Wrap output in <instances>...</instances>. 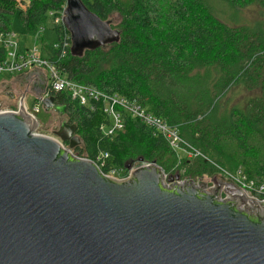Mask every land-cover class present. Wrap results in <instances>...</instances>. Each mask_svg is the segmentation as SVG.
Segmentation results:
<instances>
[{
    "label": "trees",
    "instance_id": "trees-1",
    "mask_svg": "<svg viewBox=\"0 0 264 264\" xmlns=\"http://www.w3.org/2000/svg\"><path fill=\"white\" fill-rule=\"evenodd\" d=\"M82 1L104 20L118 14L113 27L121 30L119 41L80 57L70 54V46L60 57L44 44L43 54L61 73L139 105L174 127L192 155L201 154L181 164L187 179L215 174L216 162L220 167L231 163L233 170L241 166L248 179L264 183V158L259 155L264 151V0ZM17 4L0 0V30L11 29L17 10L27 33L41 40L38 28L45 25L47 11L63 10L65 0H29L24 10ZM250 6L258 7L259 15H243ZM53 28L62 42L69 37L61 23ZM240 88L251 93L244 101L222 102ZM52 95L76 125L81 140L77 155L94 161L99 153L107 154L103 173L127 175V165L135 160L154 163L167 175L178 170L182 151L172 149L142 120L119 109L122 129L110 136L100 128L111 124L103 99L80 105L67 91ZM224 140L235 146L231 155L242 159L231 161Z\"/></svg>",
    "mask_w": 264,
    "mask_h": 264
},
{
    "label": "water",
    "instance_id": "water-1",
    "mask_svg": "<svg viewBox=\"0 0 264 264\" xmlns=\"http://www.w3.org/2000/svg\"><path fill=\"white\" fill-rule=\"evenodd\" d=\"M62 13L72 56L119 41L82 0ZM36 93L63 114L45 86ZM20 95L17 113H0V264H264V201L217 176L208 190L171 176L167 185L154 163L112 178L69 150L81 143L75 124L35 133Z\"/></svg>",
    "mask_w": 264,
    "mask_h": 264
},
{
    "label": "built area",
    "instance_id": "built-area-1",
    "mask_svg": "<svg viewBox=\"0 0 264 264\" xmlns=\"http://www.w3.org/2000/svg\"><path fill=\"white\" fill-rule=\"evenodd\" d=\"M16 1L18 3L26 4L29 0ZM47 14L53 17L54 24L62 23V10L58 13L48 10ZM67 38L69 37L66 35L65 40L61 43V49L58 52L60 57L65 55L66 47L70 46ZM0 48H2V55L0 56V75H16L31 69L40 70L45 77V93L42 97L52 95L55 92L67 91L70 92L72 99L76 100L80 105H88L90 100L103 99L105 102L103 111L110 118L111 124L109 126H100V128L107 135L113 136L115 131L122 129V117L120 110H123L129 115L142 120L147 126L152 127L157 133L163 135L172 149L185 152L186 149L189 151L191 148L185 141L182 140L174 127L169 126L161 118L147 113L139 105L130 103L126 99L118 97L117 95H108L94 88L73 82L61 73V70L57 67L56 62L44 57L41 54L40 49L36 46L32 48L20 49L16 35L11 31V29L9 31L0 30ZM18 101L19 99L16 101L15 105H1L0 113H17L19 111ZM23 106L26 113L34 117L38 122L35 114L42 108L40 101L35 100L29 107L25 103L23 97ZM35 133H38V131L36 130ZM61 145L64 147L63 143ZM65 148L68 147L66 146ZM69 150L72 152L73 149ZM76 156H78L77 153ZM106 157V153H99L95 157L94 162L99 166V168L100 166L105 165L104 160ZM131 170L132 169H128V174ZM221 170L227 175V178L230 179L229 181L243 189L249 196L258 201H264V184L257 185L256 182L254 183L250 179L247 180V177H245L242 169H237V172L231 173L224 169ZM110 174L117 175V172L115 170H109L106 175L109 176ZM128 174L125 175V177L128 176Z\"/></svg>",
    "mask_w": 264,
    "mask_h": 264
},
{
    "label": "rangeland",
    "instance_id": "rangeland-1",
    "mask_svg": "<svg viewBox=\"0 0 264 264\" xmlns=\"http://www.w3.org/2000/svg\"><path fill=\"white\" fill-rule=\"evenodd\" d=\"M26 7H27V3L26 4H24V3H18L17 4V8L19 10H24V9H26ZM111 15H113V16L109 19L111 20L112 27H113L119 21V16L117 13H112ZM243 15L251 16V17H253L254 15H259V8L256 6H250L248 8H245V10L243 11ZM47 16H48V18H47L45 25H44L45 27L42 25L38 28L37 35H38V37H40V35H41V40H40V38H37L35 35L27 33L26 28L20 23V21L18 19V11L17 10L15 11L13 18H12V21H11V24H10V28H11V31L16 35V39L19 43L20 49L32 48V47L36 46L40 49L41 54L44 57H46L43 54V49H42V48H44V44H45L47 46L50 45L53 49H55L56 51L59 52V50L61 49L62 41H61V39L58 38V36H57V34L53 28L54 27L53 17L48 15V14H47ZM41 29H43V30H41ZM19 74H21V73H19ZM11 76L12 75H0V84L13 80L14 78H12ZM5 78H7V79L4 80ZM72 81L75 83L81 84V85H85V86L94 88L98 91H101V89H99L93 85L82 84V83H79V82L74 81V80H72ZM240 89L241 90H239V92H237L236 90H231L227 94V98L224 99V101H222V102L224 104H228V106L233 105L234 103L244 101L251 94L250 92H248L242 88H240ZM35 90L31 86L26 87V84H23V85H16V87L14 88V93L16 94L17 100L21 96L20 94L24 93L23 97H24L25 103L27 104V106L30 107L34 103L35 100H38L37 95L33 94ZM225 101H226V103H225ZM106 104H108V103H106ZM55 113L54 112H46L43 108H41L40 111L35 114L39 125L42 126V127L37 128V131L39 134H48L52 137H55L53 135V132H52L53 126L54 125L58 126L60 124L59 120L56 119L57 113L56 114ZM49 115H51L50 120L46 124H44V121L48 118ZM58 116L61 117L60 121H62V119H68V114L65 111V107H64V114L58 115ZM63 145H64V147L67 146L66 143H63ZM79 146H80V144H79ZM222 146L224 147L225 153L227 155H229L231 161L235 160V159L236 160L242 159V157L238 158L239 156L236 154L234 156L231 155V152L234 151L235 146L233 143H230L229 140H224ZM76 152L77 151L74 148L72 150V153L74 156H76ZM178 155H179V157H178L177 164H179V165H176L178 170L173 171L172 175H167L164 173L165 174L164 180H165V183L167 185H170L171 183L167 182L166 178L171 176L175 182H179V183H182L184 181H189V182L195 183V184L203 182V183H205V185H206L205 188L207 189L208 187L213 186V183L211 182V178L213 176H217L218 180L225 181V182H231V181H229L230 179L227 178V175L224 174L221 169H224L229 173L237 172V169L243 170V168L240 166L242 164H240V163H238V165L240 167H237L236 169L233 170L231 167V163H227V167L226 166L220 167L219 165L215 164L216 162L214 161L215 162L214 166L216 165V167H217V171L215 172V174L202 175V176H198V177H193L191 179H187L188 177L185 175V167L181 164H188V163L190 164L193 161V159L196 158V156L197 157L199 155L201 156V154L196 151L192 155L191 150L189 149V151H188V149H186L185 152L184 151L179 152ZM259 155L262 156V158H264V151H260ZM187 159H189V160H187ZM186 161H189V162H186ZM142 164H146V163H144L143 161L135 160L131 164L127 165V169H134L138 166H141ZM127 173H128V171H127ZM124 174L125 173L117 172V175L110 174L111 176L110 175L109 176L112 178H116V179H123V178H125ZM176 177L178 179H175ZM245 177H247V176L245 175ZM247 180H249L248 177H247ZM251 180L255 183L254 179H251ZM256 184L260 185V184H264V183L256 182Z\"/></svg>",
    "mask_w": 264,
    "mask_h": 264
},
{
    "label": "flooded vegetation",
    "instance_id": "flooded-vegetation-1",
    "mask_svg": "<svg viewBox=\"0 0 264 264\" xmlns=\"http://www.w3.org/2000/svg\"><path fill=\"white\" fill-rule=\"evenodd\" d=\"M30 78H32V80H33V89L34 90L35 89H36V91L41 90L42 87L45 86L43 79H42V75H41V73H38V72H35L34 74L27 75V76L22 75V76H19L18 78L11 80V81L1 83L0 84V106L5 104V103H7V104L14 103V100L16 99V94L14 93V88L16 87V85H23L24 82H26ZM63 114H64V112H63ZM56 119L59 120V123L61 122L60 121L61 117L58 116L57 114H56ZM62 121L69 123L68 119H62ZM208 188H207V190H208ZM224 196H225L224 193H221L219 199L223 200Z\"/></svg>",
    "mask_w": 264,
    "mask_h": 264
},
{
    "label": "crops",
    "instance_id": "crops-1",
    "mask_svg": "<svg viewBox=\"0 0 264 264\" xmlns=\"http://www.w3.org/2000/svg\"><path fill=\"white\" fill-rule=\"evenodd\" d=\"M30 72H31L30 75L34 74L35 72L42 73L40 70L31 69V70H27L26 72L21 73V74L12 75L11 77L15 79V78H18L19 76L25 75V74L30 73ZM41 75H42V78H45L43 73ZM6 79L7 78H5L4 80H6ZM24 84H26V87L31 86L33 88V80H32V78L28 79L26 82H24ZM33 94L37 95L36 91H34ZM16 101H17V97L14 100V103L13 104L11 103V105H15ZM3 105H10V104L5 103Z\"/></svg>",
    "mask_w": 264,
    "mask_h": 264
}]
</instances>
